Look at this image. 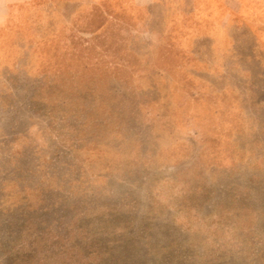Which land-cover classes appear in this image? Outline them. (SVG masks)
<instances>
[{
	"label": "rangeland",
	"instance_id": "obj_1",
	"mask_svg": "<svg viewBox=\"0 0 264 264\" xmlns=\"http://www.w3.org/2000/svg\"><path fill=\"white\" fill-rule=\"evenodd\" d=\"M24 13L0 32V264H264V2Z\"/></svg>",
	"mask_w": 264,
	"mask_h": 264
},
{
	"label": "crops",
	"instance_id": "obj_2",
	"mask_svg": "<svg viewBox=\"0 0 264 264\" xmlns=\"http://www.w3.org/2000/svg\"><path fill=\"white\" fill-rule=\"evenodd\" d=\"M51 0H0V32L6 29L11 19L23 16L30 8L43 7V4ZM69 2L87 1L89 3H99L101 0H63ZM137 2L138 0H134ZM264 2V0H261Z\"/></svg>",
	"mask_w": 264,
	"mask_h": 264
}]
</instances>
